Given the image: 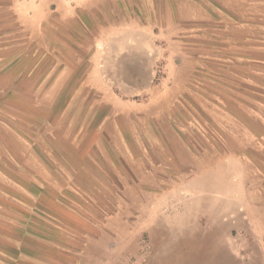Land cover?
I'll list each match as a JSON object with an SVG mask.
<instances>
[{"label":"rangeland","instance_id":"rangeland-1","mask_svg":"<svg viewBox=\"0 0 264 264\" xmlns=\"http://www.w3.org/2000/svg\"><path fill=\"white\" fill-rule=\"evenodd\" d=\"M63 1L95 10L103 25H96L97 47L111 34L110 52L96 57L106 67L98 75L121 102L108 120L109 106L98 103L105 89L98 88L84 94L90 103L70 99L42 126L0 121V144L14 146L21 162L15 172L23 164L39 170L40 150L53 166L80 167L53 171L70 184L72 205L110 224L111 246L101 248L106 264H264V0H194L209 26L191 28L190 56L176 63L164 41L130 24L147 21L161 0ZM130 41L153 52L132 51ZM167 64L189 70L185 89L145 119ZM78 145L91 152L78 154ZM0 156L8 171L15 159Z\"/></svg>","mask_w":264,"mask_h":264},{"label":"crops","instance_id":"crops-1","mask_svg":"<svg viewBox=\"0 0 264 264\" xmlns=\"http://www.w3.org/2000/svg\"><path fill=\"white\" fill-rule=\"evenodd\" d=\"M203 9L194 0H161L158 5L154 1L147 21L138 18L130 24L149 40L164 41L165 55L176 63L177 57L184 60L190 56L185 41L190 39L187 33L191 28L205 24L208 28ZM91 10V6H69L63 0H0V113L5 116L0 115V121L42 126L51 120L53 111H63L70 99L72 103H90L84 94H94L98 88L105 89L98 103L109 106L111 120V107L121 99L107 90L108 82L98 75L100 69L106 72L105 62L102 66L96 59L110 52L107 43L111 34L105 31L104 48L97 47L96 25H103L96 24L95 10ZM127 46L141 54L153 52V48H139L134 41ZM157 50L158 45L154 52ZM176 68L167 64L163 85L144 105L152 112L146 113L145 119L159 113L166 99L174 100L184 91L190 72ZM131 87L138 90L140 86L133 83ZM79 146L73 148L78 154L91 152ZM1 153L11 154L15 160L12 165L7 161L8 171L0 160V264H106L108 257L101 248L106 242L111 246L110 224H97L72 205L73 198L65 188L70 184L53 171L80 167L66 166L60 158L53 166L40 150L39 170L23 164V172L17 174L16 165L21 162L13 155L15 147L0 144Z\"/></svg>","mask_w":264,"mask_h":264}]
</instances>
